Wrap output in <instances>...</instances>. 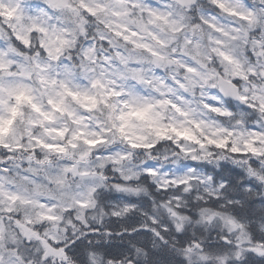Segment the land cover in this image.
I'll return each instance as SVG.
<instances>
[{
    "label": "clouds",
    "instance_id": "9594fccd",
    "mask_svg": "<svg viewBox=\"0 0 264 264\" xmlns=\"http://www.w3.org/2000/svg\"><path fill=\"white\" fill-rule=\"evenodd\" d=\"M0 264H264V0H0Z\"/></svg>",
    "mask_w": 264,
    "mask_h": 264
}]
</instances>
